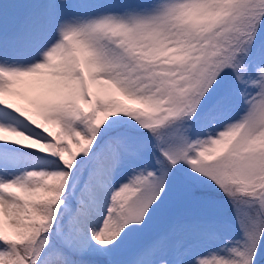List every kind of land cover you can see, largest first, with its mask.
<instances>
[{
  "label": "snow or ice",
  "instance_id": "snow-or-ice-1",
  "mask_svg": "<svg viewBox=\"0 0 264 264\" xmlns=\"http://www.w3.org/2000/svg\"><path fill=\"white\" fill-rule=\"evenodd\" d=\"M0 264H264V0H0Z\"/></svg>",
  "mask_w": 264,
  "mask_h": 264
},
{
  "label": "rangeland",
  "instance_id": "rangeland-1",
  "mask_svg": "<svg viewBox=\"0 0 264 264\" xmlns=\"http://www.w3.org/2000/svg\"><path fill=\"white\" fill-rule=\"evenodd\" d=\"M231 224L234 225V226L236 227V232H238L235 220H231ZM233 230H234V229H233ZM233 230H232V227H231L229 234H230V235H237L236 232L233 231Z\"/></svg>",
  "mask_w": 264,
  "mask_h": 264
},
{
  "label": "trees",
  "instance_id": "trees-1",
  "mask_svg": "<svg viewBox=\"0 0 264 264\" xmlns=\"http://www.w3.org/2000/svg\"><path fill=\"white\" fill-rule=\"evenodd\" d=\"M232 230L236 232V227L234 225L231 224ZM231 229V228H230ZM236 234L238 235V232H236Z\"/></svg>",
  "mask_w": 264,
  "mask_h": 264
}]
</instances>
